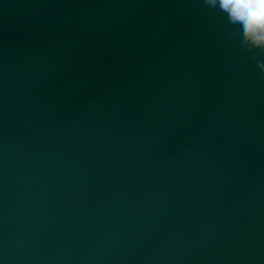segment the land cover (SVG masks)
Here are the masks:
<instances>
[{
  "label": "water",
  "instance_id": "obj_1",
  "mask_svg": "<svg viewBox=\"0 0 264 264\" xmlns=\"http://www.w3.org/2000/svg\"><path fill=\"white\" fill-rule=\"evenodd\" d=\"M232 31L203 0H0V264H264Z\"/></svg>",
  "mask_w": 264,
  "mask_h": 264
},
{
  "label": "clouds",
  "instance_id": "obj_2",
  "mask_svg": "<svg viewBox=\"0 0 264 264\" xmlns=\"http://www.w3.org/2000/svg\"><path fill=\"white\" fill-rule=\"evenodd\" d=\"M205 6L216 11L232 34L239 39L241 48L256 61L264 75V0H203Z\"/></svg>",
  "mask_w": 264,
  "mask_h": 264
}]
</instances>
